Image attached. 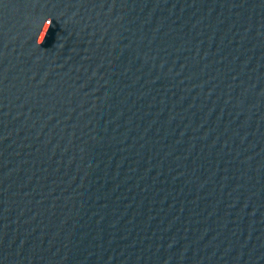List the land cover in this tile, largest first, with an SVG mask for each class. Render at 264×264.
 I'll use <instances>...</instances> for the list:
<instances>
[{
  "label": "water",
  "instance_id": "obj_1",
  "mask_svg": "<svg viewBox=\"0 0 264 264\" xmlns=\"http://www.w3.org/2000/svg\"><path fill=\"white\" fill-rule=\"evenodd\" d=\"M0 67L264 70V0H0Z\"/></svg>",
  "mask_w": 264,
  "mask_h": 264
}]
</instances>
